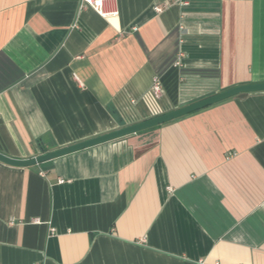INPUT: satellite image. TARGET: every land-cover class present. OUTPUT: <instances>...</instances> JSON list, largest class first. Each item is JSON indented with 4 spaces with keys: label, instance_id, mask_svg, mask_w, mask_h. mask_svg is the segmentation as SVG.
Returning a JSON list of instances; mask_svg holds the SVG:
<instances>
[{
    "label": "crops",
    "instance_id": "1",
    "mask_svg": "<svg viewBox=\"0 0 264 264\" xmlns=\"http://www.w3.org/2000/svg\"><path fill=\"white\" fill-rule=\"evenodd\" d=\"M104 10L118 13L0 0V153L29 159L264 82V0ZM0 264H264V91L32 166L0 161Z\"/></svg>",
    "mask_w": 264,
    "mask_h": 264
},
{
    "label": "water",
    "instance_id": "2",
    "mask_svg": "<svg viewBox=\"0 0 264 264\" xmlns=\"http://www.w3.org/2000/svg\"><path fill=\"white\" fill-rule=\"evenodd\" d=\"M255 91H264V82L242 84V86L237 85L225 89L223 91H220L218 93H215L213 95H210L208 97L202 98V100L200 99L188 105L175 108L174 110H171L169 112H165L159 115L149 117V119L147 118L135 123L121 126L117 129L109 131V133L107 132L98 136L95 135L92 138L70 144L69 146L67 145L64 147L57 148L55 150L47 151L40 155L33 156L29 159H14L12 157L4 155L1 152L0 161L13 166L15 165L20 167L32 166L47 160H51L54 158L56 159L57 157L82 150V148L84 149L94 145L96 146L97 144L112 141L121 137L134 134L139 131H143L161 125L163 123L169 122L176 118L182 117L184 115L193 113L195 111L213 105L215 104V102L218 103L225 99H229L230 97L236 96L240 93L255 92Z\"/></svg>",
    "mask_w": 264,
    "mask_h": 264
},
{
    "label": "built area",
    "instance_id": "3",
    "mask_svg": "<svg viewBox=\"0 0 264 264\" xmlns=\"http://www.w3.org/2000/svg\"><path fill=\"white\" fill-rule=\"evenodd\" d=\"M83 4L85 5H90V6H93L94 8L96 9H99V12L101 13V15L103 17H111V16H115L117 15V11L118 10H104L103 11V3L106 2V1H115V0H81ZM174 1H177V0H174ZM155 10L156 11H162V8L161 7H155ZM181 60L178 62L180 63ZM162 85H161V80L157 77H155L153 79V82H152V93L155 95V96H159L161 95L162 93ZM60 182L64 183V180H60Z\"/></svg>",
    "mask_w": 264,
    "mask_h": 264
},
{
    "label": "trees",
    "instance_id": "4",
    "mask_svg": "<svg viewBox=\"0 0 264 264\" xmlns=\"http://www.w3.org/2000/svg\"><path fill=\"white\" fill-rule=\"evenodd\" d=\"M150 129V128H149ZM42 141L40 140V148H41V150H42V152H45L46 151V149H47V147L43 144V143H41Z\"/></svg>",
    "mask_w": 264,
    "mask_h": 264
}]
</instances>
